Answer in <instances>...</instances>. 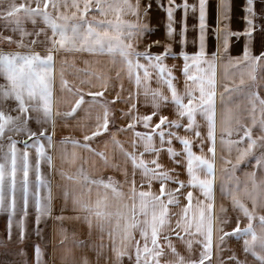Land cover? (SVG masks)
Wrapping results in <instances>:
<instances>
[{
  "label": "snow or ice",
  "instance_id": "6c2138e0",
  "mask_svg": "<svg viewBox=\"0 0 264 264\" xmlns=\"http://www.w3.org/2000/svg\"><path fill=\"white\" fill-rule=\"evenodd\" d=\"M234 8L0 0V264H264V0Z\"/></svg>",
  "mask_w": 264,
  "mask_h": 264
},
{
  "label": "crops",
  "instance_id": "0c3cea01",
  "mask_svg": "<svg viewBox=\"0 0 264 264\" xmlns=\"http://www.w3.org/2000/svg\"><path fill=\"white\" fill-rule=\"evenodd\" d=\"M177 2L179 3L180 0H177ZM190 3L195 2V0H189ZM216 0H210V4L211 5H215ZM244 3V0H233V4L235 5L234 8V12L233 15L235 17V22L233 23V27L234 28H243V20L241 19V17L243 16V9H242V5ZM210 12H214V8L210 9ZM164 16V13L162 12V10H157L156 13H154V19H153V23L154 25L157 24V22L161 21L162 18ZM180 16V12L179 10L177 11V18H179ZM188 25H189V29H188V39H189V48H191V40L193 38V36L195 35V29L192 27L194 24H197L198 21L196 19V17L190 12L189 16H188ZM211 22V20H210ZM152 38H163V24L160 23L159 24V33L157 36H154ZM157 49H154V51H156ZM235 54V53H233ZM169 63H172V61H169ZM94 195V194H93ZM97 233H94L93 235V239H96L97 237ZM99 242V241H97ZM85 254V250H77L75 252V255L77 258H79L81 255ZM86 254L88 255L91 264H110V261H107L105 259V256H109L110 252H108L107 250H105L104 254L101 255L99 257V259H96L95 257V253L94 252H86Z\"/></svg>",
  "mask_w": 264,
  "mask_h": 264
},
{
  "label": "rangeland",
  "instance_id": "374dc122",
  "mask_svg": "<svg viewBox=\"0 0 264 264\" xmlns=\"http://www.w3.org/2000/svg\"><path fill=\"white\" fill-rule=\"evenodd\" d=\"M4 233V224H3V219L0 218V236H2Z\"/></svg>",
  "mask_w": 264,
  "mask_h": 264
}]
</instances>
